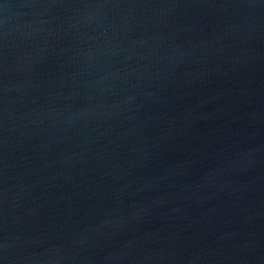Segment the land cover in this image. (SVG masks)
<instances>
[{
	"label": "water",
	"instance_id": "95a60500",
	"mask_svg": "<svg viewBox=\"0 0 264 264\" xmlns=\"http://www.w3.org/2000/svg\"><path fill=\"white\" fill-rule=\"evenodd\" d=\"M0 264H264V0H0Z\"/></svg>",
	"mask_w": 264,
	"mask_h": 264
}]
</instances>
